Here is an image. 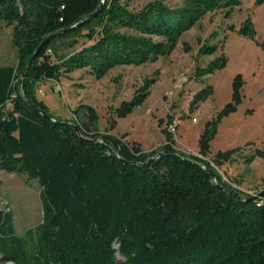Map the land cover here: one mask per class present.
Wrapping results in <instances>:
<instances>
[{
  "label": "trees",
  "instance_id": "trees-1",
  "mask_svg": "<svg viewBox=\"0 0 264 264\" xmlns=\"http://www.w3.org/2000/svg\"><path fill=\"white\" fill-rule=\"evenodd\" d=\"M131 1L0 0V28H12L16 52L15 65L0 66V174L36 181L42 209L41 225L24 237L15 234L11 213L0 210V262L264 264V184L259 198L242 200L207 161L175 153L165 130L168 144L142 153L125 143L124 136L107 135L113 120L100 134L93 107L78 105L64 121L52 117L38 98L40 84L59 83L74 72L87 71L100 81L118 67L153 64L170 55L206 14L224 10L228 18L240 4L179 0L181 7L171 8L155 0L133 11ZM254 4L262 6L264 0ZM238 35L254 37L249 19ZM80 40L87 45L53 57L58 44L67 42L66 48L73 50ZM182 48L189 52L187 44ZM214 51L202 46L198 53ZM221 66L216 60L195 76L213 74ZM155 82L144 80L115 110L116 117L125 118L142 105ZM210 95V88L197 93L189 112ZM232 111L226 106L218 120ZM172 119L167 117V123ZM59 123L75 125L79 133ZM214 129L215 123H208L198 139L203 158ZM236 153H217L212 162L220 167ZM254 158L264 162V151L255 150L244 165ZM207 170L231 192L216 190Z\"/></svg>",
  "mask_w": 264,
  "mask_h": 264
},
{
  "label": "rangeland",
  "instance_id": "rangeland-1",
  "mask_svg": "<svg viewBox=\"0 0 264 264\" xmlns=\"http://www.w3.org/2000/svg\"><path fill=\"white\" fill-rule=\"evenodd\" d=\"M153 1L132 0L130 9L137 11ZM164 1L171 8L181 7L179 0ZM239 2L228 18L224 17V10L206 14L196 26L182 35L170 55L159 58L153 64L118 67L100 81L94 80L87 71L74 72L61 79L57 83L59 87L54 82L40 84L37 95L44 100L52 117L64 121L70 119V111L76 105L92 102L96 105L100 132L107 131L113 120L115 135L128 138L129 144L135 141L143 149L157 150L163 143L168 144L162 131H166L167 117L171 116L178 126L175 135H170V146L175 153L186 157L193 155L184 152L190 154L189 149L198 148V141L195 145L197 135L201 136L207 124L214 122L215 134L208 143L209 149L212 154L238 151L231 157V160H235L231 162V172L216 167L212 162L214 156L203 158L197 153L193 157L201 156L209 161L217 174H222L243 190L258 189L264 180L253 187V178L245 179L246 184L243 185L241 178L246 169L243 163L245 157L252 156L255 150L264 151V4L256 7L255 0ZM247 19L252 22L255 31L251 39L238 35V30ZM66 44L57 45L54 58L87 45L80 40L70 50ZM182 44L189 46L188 53L183 51ZM202 46L214 47L215 51L209 56L199 55ZM15 57L12 28L2 24L0 66L15 65ZM216 60L222 62L219 70L210 75L195 76L197 69H205ZM146 79H155L156 82L149 88L145 101L125 118H117L115 110L122 102H128ZM41 86L47 88L43 90ZM207 88L211 89V95L189 112L195 95ZM234 95L236 102H233ZM229 105L233 111L218 120V114ZM180 134L182 143L179 142ZM263 172L264 162L256 159L252 174L257 177ZM0 181V210L11 213L15 234L24 237L27 231H36L42 223L37 182L4 172L0 174Z\"/></svg>",
  "mask_w": 264,
  "mask_h": 264
},
{
  "label": "crops",
  "instance_id": "crops-1",
  "mask_svg": "<svg viewBox=\"0 0 264 264\" xmlns=\"http://www.w3.org/2000/svg\"><path fill=\"white\" fill-rule=\"evenodd\" d=\"M42 87V89L43 90H45L46 88H47V86H41ZM49 88V87H48ZM38 96V95H37ZM40 100H42L43 102H44V100L41 98V97H38ZM44 104H45V102H44ZM89 105V106H91V107H93L94 109H95V111H96V105L95 104H93L92 102H83V103H79L78 105ZM78 105H76V107L78 106ZM46 106V105H45ZM99 121V120H98ZM118 123H116V125H117ZM116 127V126H115ZM99 131V130H98ZM106 130H104V131H102V132H100L99 131V133L100 134H103L104 132H105ZM113 131L114 130H111V131H109L108 133H107V135H110V136H112V137H115V138H118V137H120V136H118V135H115L114 133H113ZM199 136L200 135H197V137H196V139H195V145H196V142L198 141V139H199ZM128 138H126V137H124L123 138V141L125 142V143H127V144H129L128 143ZM165 141V140H164ZM179 142H181L182 143V140H181V134L179 135ZM131 144H133V145H136V146H138L139 147V149L141 150V152L142 153H150L151 151H154V150H156V149H150V148H148V149H143V148H141V146L137 143V142H135V141H131ZM130 145V144H129ZM164 146V143L162 144V145H160L159 146V149L161 148V147H163ZM189 149V148H188ZM190 151V154L189 153H186V152H184V154H186V155H193V156H195V154H197L198 153V148L196 147V148H194V149H189ZM216 154H212L211 153V149H209V153H208V156H215ZM256 159H258V158H254L253 160H252V162L249 164V165H247L246 166V171H248V175L246 174V176H245V174H244V176L241 178V180H243V182L241 183L242 185H243V183L244 184H246L245 182H246V180L245 179H248V178H253L254 180H255V182H254V185H253V187L254 186H257L258 184H260L261 183V181H263L264 180V172L262 173V174H259L257 177H255L253 174H252V165L255 163V160ZM260 160V159H259ZM231 162L233 163V162H235V160H231L230 162H227V163H225V164H223L222 166H220V169L221 170H223V171H230L231 172ZM244 170V171H245ZM243 171V172H244ZM249 180V179H248ZM252 187V186H251Z\"/></svg>",
  "mask_w": 264,
  "mask_h": 264
},
{
  "label": "built area",
  "instance_id": "built-area-1",
  "mask_svg": "<svg viewBox=\"0 0 264 264\" xmlns=\"http://www.w3.org/2000/svg\"><path fill=\"white\" fill-rule=\"evenodd\" d=\"M57 84V83H56ZM57 87H59V85L57 84ZM56 89V88H55ZM54 89V90H55ZM57 91V89H56ZM177 126H178V123L175 119H172V121L170 123H167V126H166V131L169 135H171L172 137L175 135L176 133V129H177ZM197 159H200V160H204L201 156H197L196 157ZM210 165L211 168L215 169V167L213 166L212 163H210L209 161H207ZM219 177H220V181L221 183H224L226 184L228 187H230L231 189L239 192L242 196H246V197H253V198H259L260 194L262 193V186L259 187L258 189H255V190H243L239 187H237L236 184H234V182H232L231 180H227L222 174H218ZM212 183L214 185H218L217 183V180L216 179H213L212 180ZM261 204V201L259 202V205Z\"/></svg>",
  "mask_w": 264,
  "mask_h": 264
},
{
  "label": "water",
  "instance_id": "water-1",
  "mask_svg": "<svg viewBox=\"0 0 264 264\" xmlns=\"http://www.w3.org/2000/svg\"><path fill=\"white\" fill-rule=\"evenodd\" d=\"M32 58H33V57H32ZM32 58H31L30 61L28 62V65H27V66L30 65ZM41 114H42L43 117H45L46 119H49V117H48L45 113H41ZM59 124L62 125V126L70 127L74 132L79 133V130H78V128H77L75 125H66V124H64V123H59ZM94 142H95V141H94ZM105 145H107V144H105ZM156 158H157V157H156ZM121 162H123V161L121 160ZM207 174L211 177L212 180L214 179V174L212 173V171L207 170ZM214 188H215L216 190H218V191H228V190L224 189V188H223L222 186H220V185H214ZM228 192H231V191H228ZM239 196H240V198H241L242 200H249V199L243 197V196L240 195V194H239ZM114 248H117V247L115 246Z\"/></svg>",
  "mask_w": 264,
  "mask_h": 264
}]
</instances>
